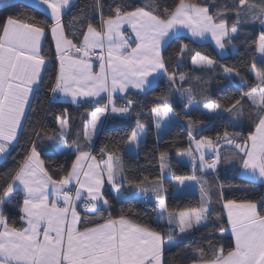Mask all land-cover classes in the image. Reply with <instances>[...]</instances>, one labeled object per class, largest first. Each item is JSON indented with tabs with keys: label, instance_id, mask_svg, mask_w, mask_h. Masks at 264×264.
<instances>
[{
	"label": "snow or ice",
	"instance_id": "snow-or-ice-1",
	"mask_svg": "<svg viewBox=\"0 0 264 264\" xmlns=\"http://www.w3.org/2000/svg\"><path fill=\"white\" fill-rule=\"evenodd\" d=\"M41 3L49 10L45 20L10 14L0 23V154L9 155V147L18 141L23 121L27 119L30 96L43 83L44 71L53 59L58 61L50 88L53 94L71 96L73 103L78 97L89 98L84 102L101 97L105 102L88 113L90 119L82 120L83 129L77 132L78 139L81 135L84 138L82 144L78 140L68 144L70 129L66 109L57 117L58 126L52 135L47 134L46 128L32 129L30 135L35 139L29 140L30 147L23 159L4 174V183L0 185V264H164V251L174 243V234L206 226L202 222L212 217L211 190L205 180L195 175L173 176L180 188L186 187L187 181H198L201 201L199 207L170 208L162 175L170 168L169 153H159L160 176L129 179L118 149L109 151L104 145L98 157L93 155L98 123H102L101 117L106 118L109 112L130 115L135 102L126 98L123 106H117L114 94L127 93L130 87L145 89L152 83L149 77L155 79L153 74L163 75L169 90L187 98L186 110L193 104L196 97L192 89L183 87L188 77L184 73L177 77L170 72L162 54V42L171 33L186 28L193 37L205 38L210 34L215 45L224 49L226 43L235 45L242 25L259 21L261 31L250 45L259 54V64L254 53L252 63L247 66L254 78L252 82L241 76L235 66L217 65L200 52L191 56L193 64L219 67L227 76L240 77L248 88L239 91L223 108L204 96L203 108L216 118L227 114L230 124L236 126L247 106L252 110L250 115L255 116V131L247 136L226 129L215 137L199 135L196 132L199 122L189 117V145L178 155L190 157L194 168L198 160L201 171L216 170L221 163L236 160L244 173L264 182V0L259 3L235 0L230 9L213 5L217 8L215 12H210L206 3L186 0H178L174 6L163 9L151 2L137 5L114 0L107 6L109 15H104L102 0H93L92 8L101 17L99 26L91 21L82 24L79 35L72 32V38L65 31L63 21L70 0H41ZM230 17L235 19L229 27ZM125 25L130 26L134 37L125 36L122 31ZM67 27L71 28L72 23ZM49 32L55 42L56 54L52 59L41 54V38ZM97 49L100 50L96 55L98 71L92 63V54ZM186 50L187 45L179 46L180 55ZM49 80L52 81V77ZM177 80L181 82L179 87ZM102 93L105 96L102 97ZM158 100L150 112L159 129L162 121L171 119L172 108L167 96L162 95ZM145 128L137 118L128 142L138 144ZM45 138L61 140L57 151L74 155L70 167L49 170L51 166H46L41 159L42 153H47L41 142ZM221 143L232 152L222 154ZM126 183L146 198L151 193L158 208L157 227L167 226V231L139 223L124 214L100 216L95 221L87 219L89 213L94 215L100 210L99 205L110 207L105 196L106 185L119 194ZM12 200L18 206V221L5 212V206ZM81 205L85 216L77 210ZM222 207L227 210L231 246L210 240L207 252L202 247H189L187 251L192 255L189 264H264V198L259 202L224 199ZM221 219L219 215L215 217L218 226L212 234L223 237L229 228L219 224Z\"/></svg>",
	"mask_w": 264,
	"mask_h": 264
},
{
	"label": "trees",
	"instance_id": "trees-1",
	"mask_svg": "<svg viewBox=\"0 0 264 264\" xmlns=\"http://www.w3.org/2000/svg\"><path fill=\"white\" fill-rule=\"evenodd\" d=\"M114 0H102L104 5V15H109L108 5L113 4ZM123 0H115V3H122ZM127 3H154L161 9L174 6L178 0H126ZM191 3H206L209 6L210 12L217 11L213 5L227 6L229 9L235 3V0H186ZM259 3L260 0H254ZM93 0H76V3L63 16V21L66 25L65 31L69 33V38L72 32L79 35L78 30L81 25H86L91 21L97 27L100 23L99 12L92 8ZM10 14H24L28 17H35L37 20H45L48 18V13L40 8L21 1L5 3L0 5V23ZM75 18V19H74ZM234 17L228 20L229 27L234 21ZM50 22V21H49ZM72 23V27L67 25ZM261 27L259 21L251 22L242 25L240 34L235 40V45H231L232 52L221 57L214 46L209 43H198L186 36H179L169 42L163 50V57L166 66L170 72H174L178 77L181 73L186 74L187 80L183 83V87L191 88L196 99L192 105L186 110L184 105L187 103V98L175 90H169L168 81L161 77L158 83L148 90L146 93L129 90L122 100L125 104V99H131L135 102L136 107L131 110L130 115H119L110 113L103 125L102 131L95 143L96 151L93 152L99 156V149L107 145L109 151L118 149V154H122L125 174L129 179L135 177L147 176L150 179L161 175L159 153L166 151L169 153L170 168L165 169L162 173L164 178L167 203L170 208H193L199 207L201 196L198 192L177 193L174 187L173 176H191L202 173L198 167L199 161H196V167H193L192 160L178 159V152L186 149L189 145L188 136V118L199 122L196 132L199 135L215 137L217 133H222L225 129L229 132L247 136L255 131V116L250 115L252 111L245 106L243 116L237 122L236 126H232L229 122L227 114L220 118H216L203 108L202 97L207 96L214 102L227 107L234 98L238 96L239 91L248 90L247 85L241 82L240 77L227 76L219 67H197L192 63L191 56L195 52H200L202 56H206L216 62L217 65L235 66L240 71L241 76L248 81L254 80L253 76L247 71V66L252 63V56L255 53V48L250 47L252 42L258 37ZM187 45V50L183 55H180L179 46ZM42 55H46L48 59L55 56V46L51 33H47L42 45ZM256 55V62L259 64V59ZM58 61L53 59L51 64L47 65L44 71V81L39 88L34 91L31 97L30 106L27 109V119L23 121V130L19 133V139L14 142L13 146L9 147V155L4 156L0 161V185L4 183V174L15 168L23 159L27 149L30 147L29 140H34L35 137L30 135L32 129L35 128L47 130V134L52 135V131L57 128V117L64 110H67L66 117L69 118L70 135L67 137L68 144L72 145L74 140L79 143L84 142L81 135L78 139V130L83 129L82 120H88V113L95 110L96 107L102 106L105 102L101 98L98 100H90V102H79L74 105L69 102L53 100L52 92L50 91L51 82H54V72L57 69ZM52 77V81L49 78ZM199 78V79H197ZM180 81L177 80V87L180 86ZM239 85V88L237 87ZM167 96L171 105L172 111L176 119L170 124L167 131L159 133L155 121L151 116L150 110L156 107L159 103L158 97ZM97 101H99L97 103ZM146 125V133L143 141L138 146L137 153L128 154L124 150L128 143V135L136 126V120ZM199 138V136H197ZM42 144L47 149V153H42L41 158L46 166H51L50 171L60 167H70L71 161L75 158L74 155H65L57 151L56 147L61 143V140L49 141L43 139ZM239 142V141H238ZM222 154L231 153L232 149L228 146L221 148ZM67 162V165H66ZM240 164L233 160L231 163H221L217 169L206 173L208 176L206 187L210 188L212 200L213 215L209 221L204 222L206 226L195 228L190 233L174 234L172 240L173 245H168L164 251V264H189L192 258L191 252L187 251L191 248H203L208 251V241H220L225 246H231V234L226 232L223 237L219 234H212L217 228L216 216H221L220 225L228 227L227 218L222 207L224 199H234L237 202L248 199L259 202L264 198V183L255 182L250 179L241 177ZM64 173H59L63 175ZM126 185H128L126 183ZM129 186V185H128ZM131 187V186H130ZM220 194L221 198H218ZM105 196L107 197L110 207L100 208L89 220L95 221L100 216L107 217L111 214L113 217L121 214L128 215L131 219L139 223H146L151 227H156L157 230L167 231V226L163 229L157 227L159 221L157 219L158 208L155 201H148L135 196H129L125 199H117L114 192L105 187ZM6 214H9L12 220H19L18 206L15 200L9 202L5 206ZM82 226V225H81ZM168 240V236L164 237Z\"/></svg>",
	"mask_w": 264,
	"mask_h": 264
},
{
	"label": "crops",
	"instance_id": "crops-1",
	"mask_svg": "<svg viewBox=\"0 0 264 264\" xmlns=\"http://www.w3.org/2000/svg\"><path fill=\"white\" fill-rule=\"evenodd\" d=\"M16 1H21V2H25V3H28V4H31V5H34V6H36V7H38V8H40L41 10H43V11H45V12H47L48 13V9L46 8V6H44L42 3H41V0H0V5H2V4H5V3H12V2H16ZM76 3V0H70V5H69V7L68 8H66L64 11H65V13H67V11L74 5ZM122 31L124 32V34H125V36L126 37H130V38H132V37H134V33L131 31V28H130V26H128V25H125L123 28H122ZM179 36H186V37H188V38H190V39H192V40H194V41H196V42H198V43H206V42H209V43H211L213 46H214V48H215V50L217 51V53L221 56V57H223V56H226V55H228L229 53H231L233 50H232V48H231V46H230V44H227L226 43V45H225V48L224 49H219L216 45H215V41L214 40H212V38H211V36H210V34L209 35H206V37L205 38H200V37H193L192 35H191V32L188 30V29H186V28H181L178 32H173V33H171L168 37H166L165 38V40L162 42V54H163V50H164V48L169 44V42L171 41V40H173L174 38H176V37H179ZM44 38H45V36L44 37H42L41 38V47H42V45H43V42H44ZM52 39H53V37H52ZM53 42H54V39H53ZM129 43H131L132 44V47H135V44L134 43H132V39H129ZM54 46H55V42H54ZM96 51H100L99 49H97ZM92 63H93V65H94V70H96V71H98L99 70V62H98V60L96 59V58H92ZM201 67V66H200ZM154 76H155V79H153V77H149V79L150 80H152V83L151 84H149V85H146L145 86V89H143V90H138V89H135V88H129V90H134V91H138V92H142V93H146L148 90H150L152 87H154L157 83H158V81H159V79L161 78V77H163V75H160V76H156V74H153ZM128 90V91H129ZM127 91V92H128ZM125 94L126 93H116V94H114V97H115V100H116V104H117V106H123L124 105V103H122L120 100H122L123 99V97L125 96ZM52 95V99L53 100H60V101H65V102H69V103H71V104H74V105H76V104H78L79 102H84V101H86V100H89V98H80V97H78L77 98V102L76 103H73V101H72V97L71 96H65V95H63L62 93H55V94H51ZM101 96L103 97V96H105V94H101ZM31 97H32V95L30 96V101H31ZM101 97H94V98H90V100H98V99H100ZM27 109H28V107H26V111H27ZM110 114V112L109 113H106V118H107V116ZM170 117H171V119H173L170 123H169V125L168 126H170V124L176 119V116H175V114L173 113V111L170 113ZM106 118L105 117H101V121H102V123H98V129H97V135L94 137V140H95V143H96V141H97V139H98V137H99V135H100V133H101V131H102V128H103V125H104V123H105V120H106ZM88 119H90V117L88 116ZM52 142V141H51ZM59 145V144H58ZM58 147V146H57ZM57 147H56V149H57ZM94 155V154H93ZM186 156V158L184 159V160H188V156L186 155V154H183L182 156ZM4 158V155L3 154H0V161L2 160ZM210 158V157H209ZM42 159V158H41ZM244 175V174H243ZM245 177H248V176H246V175H244ZM187 186L186 187H183V188H180L175 182H174V187H175V191L177 192V193H185L186 192V190H187V187H188V184H186ZM107 186V185H106ZM105 186V187H106ZM73 191H74V189H73ZM113 192H114V194H115V196H116V198L117 199H125V198H127V197H129V196H135V197H138V198H142V199H145V200H150V201H155V199H154V197H152L151 196V193H149V195H148V197L146 198L144 195H143V193H141V192H139L135 187H130V186H128V185H124V187L122 188V190H121V192L119 193V194H117L114 190H112ZM108 206H104V205H99V208H107ZM78 211H80L81 212V216H85V213L82 211V208H78L77 209ZM224 212H225V215H226V218H227V210L226 209H224ZM93 215L91 214V213H89L88 214V216H87V219H89L90 217H92ZM157 216H158V212H157ZM81 225H78V227H80ZM228 228H229V232H230V226L228 225ZM230 234H231V232H230ZM174 243H175V241H173ZM173 243V244H174ZM172 244V245H173Z\"/></svg>",
	"mask_w": 264,
	"mask_h": 264
},
{
	"label": "rangeland",
	"instance_id": "rangeland-1",
	"mask_svg": "<svg viewBox=\"0 0 264 264\" xmlns=\"http://www.w3.org/2000/svg\"><path fill=\"white\" fill-rule=\"evenodd\" d=\"M257 57H258V59H259V54H257ZM195 66H197V67H200L201 65H199V64H194ZM179 77V76H178ZM173 119H165L164 121H162L161 122V127L158 129V131H159V133H164L165 131H167V129H168V125H169V123L172 121ZM145 133H146V128H145V130L140 134V136H139V141H138V144L137 143H127V145H126V148H125V150H124V152L125 153H128V154H135V153H137V150H138V146H139V144H140V142L141 141H143V139L145 138ZM223 146H226L225 144H223V143H221V148L223 147ZM120 154V153H119ZM121 156H122V154H120ZM186 158V156L184 155V156H182V155H178V159L180 160V162H182V163H184L183 162V160ZM209 158V157H208ZM210 159V158H209ZM185 161V160H184ZM212 171H214V170H204L202 173H197V174H195V176L197 177V178H202L203 180H205L206 182H207V179H208V176H207V174L206 173H209V172H212ZM246 175V176H248V177H245L244 175ZM239 175L241 176V177H244V178H247V179H250V180H252V181H255V182H261V180H258V179H256V178H254V177H252V176H250L249 174H247V173H244L243 171H242V169L240 168V172H239ZM192 176V175H191ZM261 183H264V182H261ZM186 184H188V187H187V190H186V192H198L199 194H200V196H201V191H200V188H201V185H200V183H198V181H195V180H193V181H187L186 182ZM202 223H204V222H202ZM195 229V228H194ZM193 229V230H194ZM191 232V231H190ZM190 232H188V233H190Z\"/></svg>",
	"mask_w": 264,
	"mask_h": 264
},
{
	"label": "built area",
	"instance_id": "built-area-1",
	"mask_svg": "<svg viewBox=\"0 0 264 264\" xmlns=\"http://www.w3.org/2000/svg\"><path fill=\"white\" fill-rule=\"evenodd\" d=\"M100 51H95V53L92 54V58H96V55L99 53ZM82 208V205H81Z\"/></svg>",
	"mask_w": 264,
	"mask_h": 264
}]
</instances>
